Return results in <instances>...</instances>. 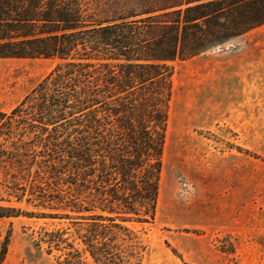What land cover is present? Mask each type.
<instances>
[{"label":"trees","instance_id":"16d2710c","mask_svg":"<svg viewBox=\"0 0 264 264\" xmlns=\"http://www.w3.org/2000/svg\"><path fill=\"white\" fill-rule=\"evenodd\" d=\"M261 25L264 0H0V59L57 61L0 111V202L33 209L0 218L68 221L34 240L60 264H143L133 225L156 216L171 64Z\"/></svg>","mask_w":264,"mask_h":264},{"label":"rangeland","instance_id":"374dc122","mask_svg":"<svg viewBox=\"0 0 264 264\" xmlns=\"http://www.w3.org/2000/svg\"><path fill=\"white\" fill-rule=\"evenodd\" d=\"M56 64L0 59V111L19 104ZM171 65L156 216L133 225L147 245L143 264H264V25ZM0 205L33 210L14 198ZM67 226L0 218V244L9 234L2 264H60L34 240L42 227Z\"/></svg>","mask_w":264,"mask_h":264},{"label":"crops","instance_id":"0c3cea01","mask_svg":"<svg viewBox=\"0 0 264 264\" xmlns=\"http://www.w3.org/2000/svg\"><path fill=\"white\" fill-rule=\"evenodd\" d=\"M238 38H242V35L241 36H238ZM235 215V211H234V209H232L231 210V212L229 213V216L230 217H232V216H234ZM235 224H233V223H228L227 225H226V227L227 228H229V230H232V229H234V226ZM180 252L183 254V250L182 249H180ZM184 255V257H185V254H183Z\"/></svg>","mask_w":264,"mask_h":264},{"label":"bare ground","instance_id":"6f19581e","mask_svg":"<svg viewBox=\"0 0 264 264\" xmlns=\"http://www.w3.org/2000/svg\"><path fill=\"white\" fill-rule=\"evenodd\" d=\"M182 118H183V122H184V121H185V120H184V119H185L184 116H182ZM170 130H171V128L169 127V128H168V136H169V132H170ZM168 140H169V137L167 138V142H168Z\"/></svg>","mask_w":264,"mask_h":264}]
</instances>
